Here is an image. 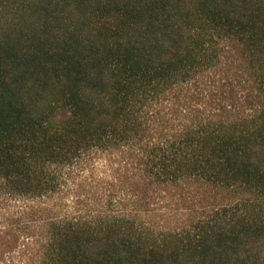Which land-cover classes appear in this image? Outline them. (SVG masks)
I'll use <instances>...</instances> for the list:
<instances>
[{
  "label": "trees",
  "instance_id": "trees-1",
  "mask_svg": "<svg viewBox=\"0 0 264 264\" xmlns=\"http://www.w3.org/2000/svg\"><path fill=\"white\" fill-rule=\"evenodd\" d=\"M0 264H264V0H0Z\"/></svg>",
  "mask_w": 264,
  "mask_h": 264
}]
</instances>
